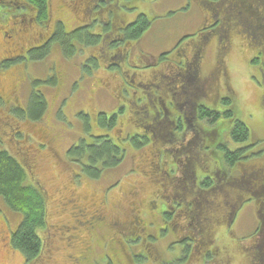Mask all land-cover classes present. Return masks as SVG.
Here are the masks:
<instances>
[{"label": "trees", "instance_id": "trees-1", "mask_svg": "<svg viewBox=\"0 0 264 264\" xmlns=\"http://www.w3.org/2000/svg\"><path fill=\"white\" fill-rule=\"evenodd\" d=\"M147 1V5L150 7L153 6V9L154 5L156 6L157 3L162 2L161 4L164 5V8H161L164 9V13L167 12L166 6L170 3L165 2L166 0ZM183 1L186 2L187 5L186 7L178 6L177 9H179V11L186 12L193 3L198 10V13H195V17L196 19L197 17L199 18V23L196 21L195 23L199 25H197L194 32L183 35L168 50L161 49V42L156 45L158 49L157 53L142 51L141 57L137 59V62L134 60V65H132L133 62H131L132 58L130 57V59H128L127 57V59L121 62L122 68H115L113 66L108 71L106 68L107 65L111 63L110 58L113 52L119 46H129L132 49V53L136 50V44L141 42L143 38L148 35L147 32L152 25L151 17L154 16L151 15L149 11L143 10L142 14L134 16V19L127 20L129 14L121 12L124 8L120 5L119 0H82V19L80 21L87 24L80 27L79 25L75 26L71 30L66 29L64 27L65 25L63 26L62 24L55 25L50 34L46 37H44L43 34L38 35V37L34 38L37 44H34L23 53L12 56L13 58L11 59L20 61V59L23 58L25 60L31 59L36 62L42 61L51 54L52 48L55 47L60 50L64 58L72 60L77 54H80L81 51L84 52L87 48H98V50L94 52L95 54H92L91 57L82 62V69L84 68L87 70V67L92 63V66L95 67L97 71L101 70L102 66H105V71L111 73L112 76H117L115 78L116 82H114L115 91H110L112 98L116 100L117 104L114 102V109L111 112L100 110L96 125L104 131L102 134H93L91 132L93 128L90 120L91 114L88 113V115H86L80 112L81 114L78 115L84 120L82 122L83 125H80L85 132V136L80 137L79 141L72 144L65 153L69 162L72 163L70 165L67 162L72 172V180L76 182L83 181L85 188L87 183L92 184L87 188L90 193H92L93 186L96 188V185H94L96 181L103 178L107 180L106 177L111 172L118 169L125 168V173L128 175H142L144 172H147V169L140 158L143 155H145L144 159L146 157L153 159V157L156 156L160 165H165V167L162 166V169L168 172L170 179L177 178V174L181 172L182 175L179 176L180 179L190 180V184L187 186L184 182L179 183V188L173 190V194L176 195H174L172 203L168 204L166 201L163 208L167 204L169 206H177L180 203L185 205V202L188 201L193 204L192 210H195L198 196L202 195L199 201L203 202L202 208L205 212L211 211V206L215 204V232H217L218 228L223 231L226 222L229 224V218L236 210L239 211L240 207H243L244 211L253 210L257 227L246 236H243L242 239L249 241V243L253 242V258L255 259V264H264V146H262L261 140L252 139L250 127L244 121L238 119L232 98L227 95H221L219 91L214 100L207 98V107L199 108V116L201 120H203L202 122H206L207 130L214 133L217 131L219 132L220 142L218 145L209 143L208 141V146L212 144L211 148L215 151V159L218 160L216 161L218 164L215 161L214 165L208 164L205 166L202 164L201 166L200 164L196 166L195 170L190 169V167L187 169L185 168V170H187L186 172H183V168H181L179 161L175 160L176 153L174 144L176 143L171 142L172 135L167 137L168 140L164 146L167 150L160 151L159 155L157 153L153 154L152 133L149 131L150 129H148V127H144L152 125L151 120L147 118L148 116L146 114H142L141 112H138L137 115H133V110H135L134 103L137 101L138 106L144 107L148 101H140V98L147 97L146 94H149L153 88L135 89V83H129L130 78L128 76H130V74L128 73L133 74L136 71H132L130 68L139 66L149 57L153 62V66L151 67L159 69L160 71L161 67L159 63L163 61L167 62V59L175 60L171 61L175 65L184 61L186 62L187 57H194L198 50L193 42L196 40V37H200L201 34H206L205 37L208 35L210 37L208 47H203V55L206 56L204 53H207L210 49L213 50L214 53H220L219 44H221V40L219 39V35L213 32H215L218 21L222 20L223 15H225L228 9L227 7L235 8L233 0H224L225 4L220 2L222 6L213 5L211 8H209V6L205 8L204 0H175V2H179L182 5L184 3ZM207 1L209 5L218 2V0ZM241 1L243 2L245 0H240L238 3H242ZM49 2L50 0H0V19L7 20L9 15L15 11L16 13L12 18L16 21L20 20L22 25L33 19L31 22L37 23L38 21L42 23V25L37 23L39 27H46L50 19ZM139 2L142 3L141 1ZM72 4H74L76 8H79V1H73ZM95 4H99L97 8ZM1 7L4 8V10ZM135 9L136 8H132L131 10ZM25 12L33 13L34 16L27 17ZM125 16H127L125 18L128 22L127 25L115 22V20H122ZM130 16L132 17V15H129V17ZM76 20L78 21V19ZM210 25L211 28L207 29V26ZM166 27H169V24H167ZM233 27L235 29L233 32L234 36L231 35L229 37L240 36L244 37L245 40H250L247 35L241 32L239 33V28L237 26L234 25ZM165 28H163V31ZM113 32H115V34ZM252 44L251 42V45ZM103 47L109 52L110 56L104 58L102 55L99 57L98 51L102 50ZM226 50L227 49H225V51ZM132 53L131 56L133 55ZM253 54L254 55H251L249 64L251 69L256 71L257 75L261 77L262 81L259 82V84L260 87H262L264 86V43L263 46L255 47ZM221 59L222 62H225L226 54H223ZM205 60L206 57L204 62ZM117 62L120 64V61ZM202 67L203 64L199 62L197 74L206 84L207 94L210 95L209 92L213 91L211 87H215V83L220 77V87L225 90L222 84L225 80L224 70H213L212 65V70L210 69L204 74L202 72ZM144 71L149 72V68L148 70L144 68L139 72L141 73ZM166 73L168 74L167 71ZM153 75L154 73H151L148 79ZM218 75L220 76L217 77ZM109 77H111V75H109ZM142 77V75H139V77L137 76L135 82L139 83ZM86 79L87 78H85V80ZM56 83V74L46 81H35L27 106H13V109L10 108V113L12 110L15 115L14 118H21L26 122L35 123L43 121L48 111L49 102L45 91L38 90L37 86L39 84H44L47 86H44L43 89L46 87L53 88ZM80 83L81 82L78 81L75 84V87L78 88H76L77 91L80 89ZM96 84L95 86H98L100 89L103 88L102 85L104 84L101 80ZM111 88L114 89L113 86H111ZM132 89L137 92L135 95L132 92H128ZM151 95L156 96L157 91L151 93ZM123 96V100H119ZM205 96L203 93L199 95L197 99L198 102H205ZM209 97H211V95ZM0 98L2 99L1 95ZM217 102L218 105L216 106ZM219 105L222 111L219 110ZM136 111H139L137 107ZM26 118L29 119L26 120ZM124 118H126L125 121L128 125L126 128L124 127L125 124L121 123ZM118 127H122L121 130H119ZM220 127H227V129L220 131ZM115 131H117V134L118 131L119 133L122 132V134L115 137L113 134ZM172 132L173 131L169 129V133ZM174 134L177 135V140L175 141L177 143L181 142L178 140V138H182L184 134L181 125L178 129L174 130ZM16 135L18 138L21 137L20 133ZM225 137L227 141H223ZM126 162L127 165L123 166ZM139 165L143 166L138 168ZM199 167H202V172L199 173V177H195V171H197ZM29 172L32 173L30 167L27 166L26 163H22L15 155L5 148L3 135L0 131V198L4 200L13 213L21 216L16 231L10 236V246L13 248L10 249L12 251H19L27 264L34 263L42 257L49 235L54 234V231L52 233L51 229L55 226L49 222V200L46 191L38 180L33 178ZM120 180H122V178L111 182L110 186L115 185L117 182H120ZM135 189L136 188L132 187L130 190L123 193H130ZM159 189L160 188H158L157 191ZM166 196H168V194H166ZM56 202H58V196ZM110 202L114 203L116 199L113 197L110 199ZM145 204H150V201H146ZM110 216L109 214V217ZM172 227L175 228L176 226ZM172 227L169 232L173 229ZM96 228L100 227L97 226ZM102 228L103 230L96 233L94 237V248L101 256L98 260V253L96 252L95 257L97 264H100L101 260H103V253L105 250L109 251L110 259H112L111 264H146V262L152 258H163L167 249L172 250V248H178L176 246L180 245L178 243L174 244L171 237L173 233L169 234L168 231H164L163 240L169 239L171 241V243L168 244L169 247L160 246L156 248V252L150 253L146 250L144 242L137 241L136 238H133V235H129L128 232L122 233L126 230L122 231L121 235L120 232L119 235H117L118 232L116 233L115 226L113 223L111 224L110 221H105L102 224ZM165 228L167 227L165 226ZM84 235L85 234L82 233V237H84ZM88 236L89 233H86L85 237ZM163 244L166 243L164 242ZM124 245H127V250L130 248L136 249V254H141V256L135 257L136 254L133 255V259L135 257V262L130 259L123 260L120 254L125 250V248L123 249ZM182 246L185 248V250H183L185 259L192 252L187 241L182 243ZM217 247L212 249L211 246H207V249H205L202 255L198 254L197 251L193 252L201 256L200 263L207 264L211 261V258H213L212 254L214 255ZM251 248L253 249L252 246ZM148 263L153 264V262L150 261Z\"/></svg>", "mask_w": 264, "mask_h": 264}, {"label": "rangeland", "instance_id": "rangeland-1", "mask_svg": "<svg viewBox=\"0 0 264 264\" xmlns=\"http://www.w3.org/2000/svg\"><path fill=\"white\" fill-rule=\"evenodd\" d=\"M73 1H79V8H76V6L72 4ZM139 1L119 0L120 5L124 8L121 12L132 15V17H129V15L128 17L125 16L123 19L126 17L127 20L134 19L133 17L142 14L143 10L149 11V13L154 16L151 17L152 25L147 32L148 35L145 36L141 42L136 44V50L131 56L132 65L141 57L142 51L157 53L158 49L156 45L161 42V49L168 50L183 35L194 32L197 25H199L195 23V21L199 23V18L197 17L196 19L195 17V13H198V10L194 3L186 12H181L177 9L178 6L174 7L170 2L166 6V13L156 15L153 6L150 7L147 5V0ZM81 2L82 0H50L49 24L46 27H39L37 23L40 25H42V23L38 21L37 23L31 22L28 24L26 22L25 25H27L28 32L23 37L16 33L19 29H22V24L20 20L16 21L12 18L16 13L15 11L9 15L7 20L0 19V95L2 97V99L0 98V131L3 135L5 148L15 155L22 163H26L27 166L30 167L32 173L29 172V174L33 178H36L45 189L49 200V222L55 226L60 224V222H65L68 216L62 213L60 214L56 204L57 196L60 193L65 194L66 188H69V180H72V172L67 162L70 165L72 163L69 162L65 153L72 144L76 143L78 139L85 134L80 125L84 120L77 114L83 111H85L83 113L86 115H88V113L91 114L90 120L93 127L91 132L93 134L104 133V131L96 125V112L98 110H105L107 112L113 111L114 102L116 103V100L112 98L110 91H115L114 82H116L115 78L117 76H112L111 73L105 71V66H102V69L97 71L95 67L92 66V63L87 67V70L84 68L82 69V62L91 57L92 54H95L94 52L98 50V48H87L84 52L81 51L80 54H77L72 60L64 58L60 50L55 47L52 48L51 54L42 61L36 62L31 59L25 60L23 58L17 61L11 58L16 54L27 51L31 46L37 44L34 38L38 37L40 34L46 37L50 34L55 25L62 24L63 26L65 25L64 27L66 29L71 30L75 26L79 25L80 27L87 24L80 21L82 19ZM233 2L238 4L240 0H233ZM132 8L136 9L131 10ZM2 9L4 10V8ZM25 14L27 17L34 16L33 13L25 12ZM76 19H78V21ZM167 24H169V27H166ZM163 28H165L164 31ZM248 38L250 40H245L244 37L240 36H235L230 39L226 47L227 50L225 51V65L227 71H224L225 80L222 82L225 90L220 87V77L215 83V87H211L213 90L209 92L211 97L206 94L204 100L205 102L207 98L214 100L219 91L221 95L230 96L238 119H241L250 127L252 139L261 140L262 146H264V86L260 87L259 82H261L262 79L257 75L256 71L251 69L249 64L251 55H254V48L263 46L264 31L257 41L252 40L251 37ZM250 41L253 43L252 45ZM134 60L136 61L134 62ZM214 61L215 53L210 49L206 54V60L202 67V72L204 74L211 69ZM152 63L149 57L139 66L130 69L138 72L142 71L144 68H147V70L149 68V72L144 71L140 73L143 79H145L149 77L151 73L160 71L159 69L151 67L153 66ZM55 74L57 83L53 88L46 87L43 89L44 86H47L44 84H39L37 86L38 90L45 91L49 102L46 117L43 118L44 120L32 123L26 122L21 118H14L15 115L12 110L10 113V108L13 109L12 107L16 105H21L23 107L27 106L35 81H46ZM128 74L131 75L132 73ZM109 75H111V77H109ZM219 76L220 75L217 77ZM85 78L87 79L85 80ZM100 80L104 84L102 85L103 88L99 89L100 92H97V94H99L98 97L93 96L91 92L94 91H89V89L91 86L97 85L96 83ZM78 81L81 83L80 89L77 91L78 88L75 87V84ZM111 86H113L114 89L111 88ZM71 88H77L76 91L78 94L75 93L68 99L67 104L66 102L63 104L62 101H65L71 93H74L71 91ZM89 98L92 99L90 100ZM123 98L124 96L119 100H123ZM126 118L121 121V123L125 124V128L128 126L125 121ZM28 119L29 118H26V120ZM118 128L121 130L122 127ZM225 129H227V127H220V131ZM17 133L21 134L20 138L16 135ZM44 133H47L48 136H51L56 141L54 148L52 147L51 149L50 144H48V148H44V146L41 145V143L45 141L43 139V137H45ZM113 134L116 137L121 135L122 132L119 133L118 131L117 134V131H115ZM223 141H227V138L225 137ZM181 144H183V141ZM178 146V144H175L177 150L179 149ZM175 155L177 156V153ZM126 165L127 162L123 166ZM180 166L182 168L181 164ZM201 169L202 167H199L197 171H195V177H199V173L202 172ZM180 175L181 172L177 174L176 177ZM106 178L107 180L103 178L96 181L94 185H96L97 188H105L109 186L111 182L122 178V182L119 183V188H115V190L110 193V199L114 197L119 200L122 191L125 192L130 190L132 186H134L139 192L141 201H145L147 198L156 196L157 189L159 188H157L154 183H151L148 178L143 179L141 175L126 174L125 168L111 172ZM87 185L86 188L82 190L84 191V196H89L91 200H93V198L98 199L97 195L90 193L87 189L92 184L87 183ZM172 197L173 196H170L169 198ZM108 213L111 214L110 217H112L114 215L113 209L109 210ZM3 217H5L7 221H5ZM20 219L21 216L13 213L4 200L0 198V264H25V260L21 253L19 251H12L11 249L13 248L10 246V236L16 231ZM256 224L257 222L254 219L253 210L250 209L242 213L240 222L227 234H223V232L220 231L221 229L218 228L219 243L217 242L216 245L221 248V257L218 258L213 256L211 261L207 264L220 263L221 259L224 261V264H255V259L253 258V242L249 243V241L243 240L242 238L253 231V229L257 227ZM229 226L231 227V225ZM51 230L53 233L54 227ZM50 243L55 247L52 264H71L66 257L69 251L77 256L78 252L81 250L80 245H75L73 250H69L63 245L53 244L52 240ZM176 247L178 248H172V250L167 249L163 258H152L148 260L146 264L149 261L153 262V264H187L188 262L184 259L183 255V250H185L184 246L180 244ZM49 249L51 250V247ZM97 253V259L99 260L101 256L98 251ZM48 255L49 251L47 250L39 260L34 262V264H44L45 257H48ZM103 256L104 258L101 260L100 264H111L112 259H110L108 250L104 251ZM138 256H141V254H138ZM194 264L202 263L196 262Z\"/></svg>", "mask_w": 264, "mask_h": 264}, {"label": "flooded vegetation", "instance_id": "flooded-vegetation-1", "mask_svg": "<svg viewBox=\"0 0 264 264\" xmlns=\"http://www.w3.org/2000/svg\"><path fill=\"white\" fill-rule=\"evenodd\" d=\"M165 2H171L174 7H186L187 5L186 2L182 5L179 2H175V0H166ZM220 2L225 4L224 0H218L217 3L209 5V2L204 0V6L205 8L208 6L211 8L213 5L222 6ZM161 3H157L156 6L154 5L156 15L164 13V5ZM238 4H235L234 9L227 7L228 9L225 15H223L222 20L218 21L215 32H213L219 35V39L221 40V44H219L220 53H215L213 70L223 69L227 71L225 62L221 61V56L226 54L225 49L232 38L229 36H234V25L239 28V33L241 32L253 38L254 41L259 40L264 31V0H245L240 3L239 6ZM98 5L99 4H95L96 8ZM32 20L33 19L29 20L27 24L31 23ZM115 22L123 23V25L128 24L124 19L119 21L115 20ZM26 26L27 25L23 23L22 29H19L16 33L23 37L28 32ZM210 28L211 25L207 26V29ZM115 32L113 33L115 34ZM205 35L201 34L200 37H196L193 43L198 50L194 57H187L186 62L178 63V65L171 62L175 60L167 59V62H160L159 66L161 67V71L156 73L153 72L154 75L151 76L150 79H148V77L143 79L142 77L139 83L135 82V78L141 75L139 71L128 76L130 78L129 83H135V89L153 88L149 94H146L147 97L140 98V101L147 100V104H145L144 107L138 106L136 101L134 103L135 110H133V115H137L138 112H141L142 114H146L148 116L147 118L152 122V125L144 126L148 127V129H150L149 131L152 133V149H154L152 153H157L159 155L160 151L167 150L164 146L165 143H167V137L172 135L171 142L179 145L178 150L175 148V152L177 153L176 160L182 165L183 172H186L187 170H185V168L187 169L188 167L195 170L196 166L200 164H204L205 166L208 164L214 165V161H218L215 159V151L211 148L212 144L208 146V141L209 143L218 145L220 142L219 132L217 131L214 133L207 130L206 122H202L203 120H201L199 116V108L207 107V103L202 101L199 103L197 100L202 93L204 96L205 93L207 94L206 84L197 74L199 62L203 64L206 57L203 55V47H208L210 39L209 35L207 37H205ZM98 53L99 57L102 55L104 58L110 56L109 52H107L104 47L102 50H99ZM131 53L132 49L129 46H119L113 52V57L111 56L110 58L111 63L107 65V71L113 66L115 68H122L121 62L127 59V57L130 59ZM117 61H120V64ZM99 89L98 86L94 85L90 87L89 91L93 90L94 92H91V94L93 93V96L98 97L99 94H97V92H100ZM71 91L74 93H71L65 101H62L63 104L64 102L67 104L68 99H70L72 95L75 93L78 94L76 89L71 88ZM155 91H157V95H151V93ZM128 92H132L134 95L137 93L133 89ZM89 99L91 100L92 98ZM217 105L218 102L216 106ZM136 107L139 111H136ZM218 108L222 111L220 105ZM99 113L100 110L96 112L97 122ZM80 114L79 112L77 115ZM180 125L182 126L184 134L182 138H178V140L181 142L183 141V144L175 141L177 140V132L174 134V130L178 129ZM169 129L173 132L169 133ZM44 135L45 137H43V139L45 141L41 143V145H43L44 148H48V144H50V148H54L56 141L51 136H48L47 133H44ZM144 157L145 155H143L140 160L145 164L146 167H144L147 169V172H144L141 177L143 179L148 178L151 183H154L157 188H160L156 196L146 199L145 201H141L139 192L135 189L130 193H123L122 191L119 200L116 199V202L111 203L110 193L114 191L115 188H119V183H121L122 180L115 185H109L105 188H95L93 186V191L91 192L95 193L98 199L93 198V200H91L89 196H83L84 191L82 190L85 188L84 182H76L70 179L69 188H66L65 194L60 193L58 195V202H56L60 214L62 213L68 216L65 222H60V224L54 226V234H51L46 241L44 253L48 250L49 255L45 257L44 264H52L54 259L55 247L50 243L51 240L53 244L63 245L69 250H73L75 245H80L81 250L78 252L77 256L68 250L69 254L66 257L71 264H97L95 257L97 250L94 248V237L96 233L103 230L102 224L105 221H110L111 224L113 223L116 233L118 232L117 235H119V232L121 235V232L126 230L122 233L128 232V234L133 235V238H136L137 241L144 242L146 250L150 253L156 252V248L160 246L169 247L168 244H170L171 241L169 239L163 240V233L164 231L169 232L172 226H176V229L172 227L173 229L169 234L173 233L171 237L174 244L188 242V246L192 252L185 258L188 264L199 262L201 256L198 254L202 255L205 249H207V246H211L212 249L217 247L216 244L217 242L219 243V232L214 231V220L216 218L215 204L211 206V211L205 212L202 208L203 202L199 201L202 197V195H200L196 201L195 210H192L193 204L188 201L185 202V205L180 203L177 206H169L168 204H170V201L172 203L174 198L173 190L179 188V183L182 182H184L186 186L189 185V180H182L180 177L170 179L168 172L162 169V166L165 167V165H160L156 156H154L153 159L149 157L144 159ZM141 166L143 165H139L138 168ZM166 194H168L169 197H173L169 198ZM146 201H150V204H145ZM166 201L168 204L163 208ZM112 209L114 215L109 217L108 212ZM243 212V207H240L239 211L236 210L234 212L229 218V224L225 225L226 228L223 229V234L230 232V230L240 222ZM3 218L7 221L5 217ZM229 225H231V227ZM97 226L100 228H96ZM165 226L167 228H165ZM82 233L85 235L89 233V236L85 237L84 235V237H82ZM162 242H165L167 245ZM50 247L51 250L49 249ZM124 248L125 250L124 252L122 251L120 257L123 260L130 259L135 262L133 255L136 254V249L130 248L127 250V245H124L123 249ZM193 251H197L198 254H194ZM212 256L221 257V248L217 247L216 252L214 255L212 254ZM135 257L139 256L136 255ZM25 264L27 263L25 262ZM217 264H224V261L221 259L220 263L218 262Z\"/></svg>", "mask_w": 264, "mask_h": 264}]
</instances>
